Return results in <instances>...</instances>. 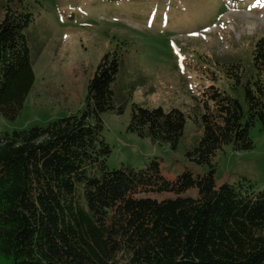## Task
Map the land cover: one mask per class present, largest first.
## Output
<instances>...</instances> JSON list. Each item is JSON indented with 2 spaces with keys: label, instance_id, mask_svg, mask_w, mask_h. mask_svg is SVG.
Masks as SVG:
<instances>
[{
  "label": "trees",
  "instance_id": "trees-1",
  "mask_svg": "<svg viewBox=\"0 0 264 264\" xmlns=\"http://www.w3.org/2000/svg\"><path fill=\"white\" fill-rule=\"evenodd\" d=\"M30 21L25 14L0 21L2 119L16 118L34 82L24 34ZM251 60L257 80L245 88V121L237 101L215 92V111L202 118L198 164L226 145L252 149L249 127L264 128V40ZM117 69L115 59L103 57L81 114L0 131V264H264V190L216 187L212 170L169 181L155 163L137 171L106 169L110 149L100 137V114L114 110ZM183 126L176 110L132 105L127 129L175 146ZM190 188L196 198L178 196ZM154 192L177 197L141 196Z\"/></svg>",
  "mask_w": 264,
  "mask_h": 264
},
{
  "label": "rangeland",
  "instance_id": "rangeland-1",
  "mask_svg": "<svg viewBox=\"0 0 264 264\" xmlns=\"http://www.w3.org/2000/svg\"><path fill=\"white\" fill-rule=\"evenodd\" d=\"M6 14L31 18L24 34L34 82L16 118H0V131L81 114L89 102L88 82L107 56L118 65L114 110L100 114V137L110 149L104 160L108 171L155 163L169 181L184 172L195 178L212 170L216 187L240 183L247 191L264 190V128L257 122L248 129L252 149L226 145L208 162L195 161L202 118L215 111V92L237 101L245 121V88H254L257 80L251 55L264 40V0H0V21ZM132 105L180 112L183 134L175 146L130 132ZM178 196L194 199L197 190Z\"/></svg>",
  "mask_w": 264,
  "mask_h": 264
}]
</instances>
